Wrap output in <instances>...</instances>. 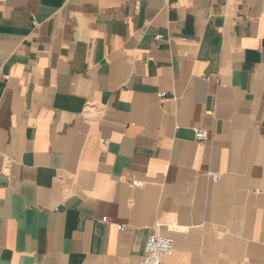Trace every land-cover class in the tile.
<instances>
[{
  "label": "crops",
  "instance_id": "obj_1",
  "mask_svg": "<svg viewBox=\"0 0 264 264\" xmlns=\"http://www.w3.org/2000/svg\"><path fill=\"white\" fill-rule=\"evenodd\" d=\"M153 233L264 264V0H0V264H138Z\"/></svg>",
  "mask_w": 264,
  "mask_h": 264
},
{
  "label": "built area",
  "instance_id": "obj_2",
  "mask_svg": "<svg viewBox=\"0 0 264 264\" xmlns=\"http://www.w3.org/2000/svg\"><path fill=\"white\" fill-rule=\"evenodd\" d=\"M215 1V0H212ZM34 23H36L34 21ZM158 38H162L159 35ZM5 79L8 75L4 76ZM195 138L200 142H205L208 139V131L204 128L195 129ZM220 178L219 174H213V179L218 181ZM134 186H141L140 180H133ZM103 221H108L107 217L103 218ZM121 229H124V225H120ZM175 249V238L168 234L153 233L150 234L145 245L144 253L138 264H164L163 259L166 256H170Z\"/></svg>",
  "mask_w": 264,
  "mask_h": 264
}]
</instances>
